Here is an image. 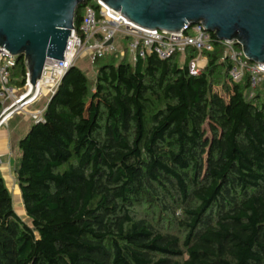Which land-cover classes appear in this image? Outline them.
Listing matches in <instances>:
<instances>
[{"label":"trees","instance_id":"obj_1","mask_svg":"<svg viewBox=\"0 0 264 264\" xmlns=\"http://www.w3.org/2000/svg\"><path fill=\"white\" fill-rule=\"evenodd\" d=\"M213 42L200 76L116 53L93 84L68 71L18 144L30 226L0 174V264H264V89ZM26 75L20 59L11 85Z\"/></svg>","mask_w":264,"mask_h":264},{"label":"water","instance_id":"obj_2","mask_svg":"<svg viewBox=\"0 0 264 264\" xmlns=\"http://www.w3.org/2000/svg\"><path fill=\"white\" fill-rule=\"evenodd\" d=\"M85 1L0 0V48L23 60L26 87L38 85L47 60L63 61L76 10ZM101 1L146 30L179 33L200 24L218 41L240 45L250 62L264 64V0Z\"/></svg>","mask_w":264,"mask_h":264},{"label":"built area","instance_id":"obj_3","mask_svg":"<svg viewBox=\"0 0 264 264\" xmlns=\"http://www.w3.org/2000/svg\"><path fill=\"white\" fill-rule=\"evenodd\" d=\"M220 43L231 62L230 80L239 83L249 76L253 92L260 87L264 89V64L250 62L242 47L235 42ZM121 51L124 57H120ZM213 51V34L200 24L187 25L179 33L146 30L122 19L120 13L104 7L101 0H92V5L86 6L84 10L80 26L76 28L74 25L71 31L63 61L47 60L34 90L26 87L28 73L22 89L11 85V75L17 60L0 48V130L12 117L21 112L26 113L40 99L49 98L50 101L65 75L80 59L90 60L93 64L96 60L116 53L119 59L128 58L135 65L150 55L161 60L179 56L186 62L191 76H200L208 66V54ZM43 112L44 109L33 111L30 116L39 121Z\"/></svg>","mask_w":264,"mask_h":264},{"label":"rangeland","instance_id":"obj_4","mask_svg":"<svg viewBox=\"0 0 264 264\" xmlns=\"http://www.w3.org/2000/svg\"><path fill=\"white\" fill-rule=\"evenodd\" d=\"M120 57H124V52H120ZM123 59V58H122ZM180 59V63L183 64V59ZM76 65L87 75L89 81L91 84H93L96 80V75H97V66H94L90 60L86 59H80L76 63ZM215 91H219L218 87L215 88ZM49 102L48 99H40L37 103H35L26 113H18L14 119L11 121V127H14L16 123L18 122H25L26 123V129L24 128L22 130V137H24L23 133H27L28 127H31L34 123L37 122V120H33L30 116V113L35 111V110H43L47 106ZM43 114L39 117V120L42 119ZM18 132V133H20ZM26 135V134H25ZM20 149L19 147L13 148V150L10 152V154L5 155V156H0V174L3 178V181L9 191V193L12 196V201H13V207L14 210L20 215L22 218L23 222H25L27 225H31L30 219L25 215L23 204L21 201V194L19 191V187L17 185L16 181V176H15V168L18 159L20 158Z\"/></svg>","mask_w":264,"mask_h":264},{"label":"crops","instance_id":"obj_5","mask_svg":"<svg viewBox=\"0 0 264 264\" xmlns=\"http://www.w3.org/2000/svg\"><path fill=\"white\" fill-rule=\"evenodd\" d=\"M35 111H37V110H35ZM14 117H12L7 122V124L5 126H3L0 130V156H5V155L10 154V152L13 150V148L17 147L20 140L23 138L21 135L22 134L21 132L26 127L25 126L26 123L24 121L18 122V123H16V125H14V127H11L10 123L14 119ZM30 128L31 127H28L27 133L29 132ZM18 132H20V133H18ZM27 133H23L24 134L23 136H25V134H27Z\"/></svg>","mask_w":264,"mask_h":264}]
</instances>
